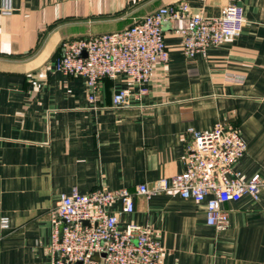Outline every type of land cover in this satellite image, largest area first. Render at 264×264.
Masks as SVG:
<instances>
[{
	"label": "crops",
	"instance_id": "0c3cea01",
	"mask_svg": "<svg viewBox=\"0 0 264 264\" xmlns=\"http://www.w3.org/2000/svg\"><path fill=\"white\" fill-rule=\"evenodd\" d=\"M186 1L192 13L243 7L239 36L186 56L180 29L164 25L166 65L155 64L148 92L126 108L111 105L127 85L99 80L96 100L80 77L54 69L65 40L118 32L163 5ZM3 0H0V7ZM0 11V264H49L50 213L63 192L154 186L183 170L189 128L236 126L246 142L235 168L264 178V0H10ZM119 227L153 231L162 264H264V191L229 201V224L206 223L205 204L172 191L133 195ZM113 209L120 210L118 202Z\"/></svg>",
	"mask_w": 264,
	"mask_h": 264
},
{
	"label": "built area",
	"instance_id": "2783aa9c",
	"mask_svg": "<svg viewBox=\"0 0 264 264\" xmlns=\"http://www.w3.org/2000/svg\"><path fill=\"white\" fill-rule=\"evenodd\" d=\"M0 11L12 13L10 0H3ZM174 20L185 21L179 32L182 50L189 57L239 36L245 23L243 7L235 2L228 3L221 15L206 16L192 13L188 2L179 1L160 6L122 31L65 40L54 69L82 78L91 102L96 100L101 78L122 75L127 85L113 92L111 105L126 108L148 92L155 64H167L164 25ZM188 132L183 170L160 178L152 187L139 184L135 192L99 187L89 193L74 188L61 193L50 213L49 264H162V246L153 231L136 223L119 227V215L134 211V193L150 196L157 191H172L203 202L206 223L217 231L229 224L224 203L238 201L244 195L259 199L264 191L261 174L246 176L235 168L247 149L236 126L217 122L207 131L189 128ZM118 202L121 209H113ZM8 226V218L1 216L0 238Z\"/></svg>",
	"mask_w": 264,
	"mask_h": 264
}]
</instances>
